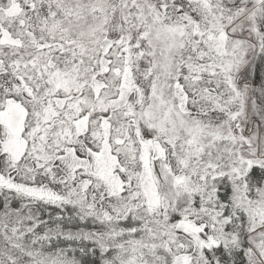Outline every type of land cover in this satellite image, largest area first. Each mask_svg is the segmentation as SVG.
Returning <instances> with one entry per match:
<instances>
[{
  "label": "snow or ice",
  "instance_id": "6c2138e0",
  "mask_svg": "<svg viewBox=\"0 0 264 264\" xmlns=\"http://www.w3.org/2000/svg\"><path fill=\"white\" fill-rule=\"evenodd\" d=\"M0 264H264V0H0Z\"/></svg>",
  "mask_w": 264,
  "mask_h": 264
}]
</instances>
